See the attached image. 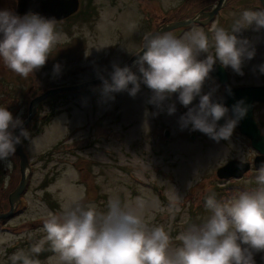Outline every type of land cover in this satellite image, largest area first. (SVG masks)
<instances>
[{"label":"rangeland","instance_id":"rangeland-1","mask_svg":"<svg viewBox=\"0 0 264 264\" xmlns=\"http://www.w3.org/2000/svg\"><path fill=\"white\" fill-rule=\"evenodd\" d=\"M79 1L75 14L56 22L65 40L43 68L24 79L0 61V107H7L23 124L31 103L46 92L105 78L114 63L133 67L135 56L130 52L141 50L144 33L203 13L194 24L211 39L209 28L202 23L209 20L207 14L220 0ZM17 5L18 0H0V10L16 14ZM245 9L262 8L259 0H227L213 24L230 31ZM169 31L179 34L176 29L165 32ZM238 36L251 43L255 56L244 60L242 75L225 68L231 84L264 86L260 70L264 66V29L249 28ZM204 58L202 54L200 59ZM55 65L60 66L58 73L53 71ZM208 80L205 94L209 92ZM102 87L103 81L86 85L81 96H52L39 105L27 127L35 143L24 140L32 165L25 207L5 222L0 219V264H12L10 258L18 251L40 264H55L49 244L44 243L39 254L31 248L45 235L41 229L47 214L59 213L63 204H94L98 211H106L110 197L132 205L139 198L147 225L162 226L175 247L180 243L175 238L182 231L190 224H202L211 215L204 207L206 196L215 194L218 201L226 202L258 187V170L253 165L258 153L237 125L229 139L217 142L200 131L181 129L180 117L188 109L176 95L160 109L148 102L152 93L146 85H141L135 97L127 91L98 94ZM224 91L218 80L214 81L213 96L221 97L220 102ZM172 103L176 112L169 115L167 107ZM198 103L199 97L192 106ZM47 115L52 117L44 121ZM254 117L264 134V104L255 103ZM10 160V167L0 161V216L11 211L10 195L21 181L17 152ZM231 160L250 162V171L240 179L218 178L217 171ZM254 259L256 264H264V253L255 254Z\"/></svg>","mask_w":264,"mask_h":264},{"label":"clouds","instance_id":"clouds-1","mask_svg":"<svg viewBox=\"0 0 264 264\" xmlns=\"http://www.w3.org/2000/svg\"><path fill=\"white\" fill-rule=\"evenodd\" d=\"M254 28L264 29V9H245L231 30L213 24L209 35L192 27L180 38L172 32L144 33L142 48L131 53L133 67L113 64L111 82L103 80L105 95L127 91L135 97L146 85L152 95L149 103L163 109L174 95L188 111L180 117L181 129L200 131L219 142L229 139L247 108L238 101L229 109L213 100V93L203 92L217 61L225 68L242 73L244 60L255 56V49L238 34ZM65 40L57 31L56 20L28 13L21 17L10 10H0V61L4 67L27 79L43 68L53 51ZM99 49V48H98ZM205 54L204 59H200ZM59 65L54 66L58 73ZM264 72V66H260ZM129 85H132L129 88ZM199 97L195 106L193 101ZM167 112H176L175 103ZM227 117L226 123L218 122ZM19 129V134H15ZM35 141L7 107H0V161L11 166L10 157L23 140ZM242 160L241 163H245ZM258 187L220 202L215 194L206 196L204 207L211 215L202 224H190L175 239L162 226L149 227L142 216L144 203L135 205L110 197L106 211L94 204L80 202L61 205L59 213L49 212L43 220V239L32 246L39 254L44 243L55 253V264H256L254 256L264 253V164L256 175ZM12 264H40L23 251L11 256Z\"/></svg>","mask_w":264,"mask_h":264},{"label":"water","instance_id":"water-1","mask_svg":"<svg viewBox=\"0 0 264 264\" xmlns=\"http://www.w3.org/2000/svg\"><path fill=\"white\" fill-rule=\"evenodd\" d=\"M226 1L227 0H220L218 4L215 5V8L207 14L209 20L206 21V24L214 18L218 11L225 5ZM259 1L264 8V0ZM79 7V0H18L17 9L15 12L19 16H25L28 13H34L47 19H55L56 22H58L75 14L78 11ZM202 15L203 13L192 20L177 22L170 25L169 27H161L153 32V34L165 32L171 29H178L180 27H188L194 24V22H199V18ZM135 59L136 57H134L133 62L135 61ZM132 69L134 68L132 67ZM212 76L214 79H217L218 82L225 88L223 102L221 103H223L224 106L229 109V113L231 115L233 105H235L238 101H244V105L247 108V113L242 119L238 121L237 127L239 132L250 140L252 148L258 153V156L255 158L253 165L254 168L259 169L260 166L264 164V135L262 134V131L254 118V109L256 102L264 104V86L234 87L229 80L226 69L222 65L217 63L214 65ZM105 79H111V76L108 75L105 77ZM102 81L103 80L100 79L81 86L59 88L46 92L31 103L29 117L24 122L23 127L25 128L29 124V122L37 112L38 106L43 100H45V98H49L53 95H57L65 91L80 90L86 85L90 86ZM214 101L220 102L219 98H214ZM225 122L226 121L222 118L218 123L224 125ZM15 134H19V129H16ZM168 135L169 132L166 136ZM16 152L20 158L21 181L16 190L10 195L11 211L8 214L1 215V220H4L5 218L10 217L14 214L15 206L19 204L20 196L25 191L30 180L31 171L29 160L24 153L21 144L16 146ZM251 166L252 165L250 162L241 163V161L238 160H231L217 171V175L218 178L225 180H230L233 178L240 179L250 171Z\"/></svg>","mask_w":264,"mask_h":264}]
</instances>
